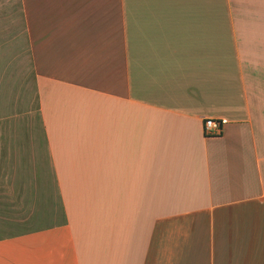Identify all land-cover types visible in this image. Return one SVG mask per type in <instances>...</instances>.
<instances>
[{
  "label": "crops",
  "instance_id": "1",
  "mask_svg": "<svg viewBox=\"0 0 264 264\" xmlns=\"http://www.w3.org/2000/svg\"><path fill=\"white\" fill-rule=\"evenodd\" d=\"M0 53V264H264V0H0Z\"/></svg>",
  "mask_w": 264,
  "mask_h": 264
},
{
  "label": "built area",
  "instance_id": "2",
  "mask_svg": "<svg viewBox=\"0 0 264 264\" xmlns=\"http://www.w3.org/2000/svg\"><path fill=\"white\" fill-rule=\"evenodd\" d=\"M222 122L214 119H206L204 121V131L207 134H220Z\"/></svg>",
  "mask_w": 264,
  "mask_h": 264
},
{
  "label": "rangeland",
  "instance_id": "3",
  "mask_svg": "<svg viewBox=\"0 0 264 264\" xmlns=\"http://www.w3.org/2000/svg\"><path fill=\"white\" fill-rule=\"evenodd\" d=\"M1 54H2V53H0V55H1ZM5 59H7V58H6V53H4V54H3V57H1V60H5ZM3 64H5L4 61H3ZM3 64H2V65L0 64V67L3 68Z\"/></svg>",
  "mask_w": 264,
  "mask_h": 264
}]
</instances>
